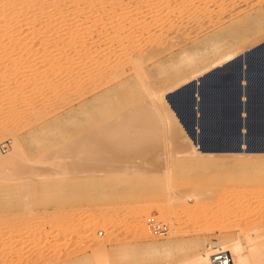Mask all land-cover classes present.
Returning a JSON list of instances; mask_svg holds the SVG:
<instances>
[{
  "label": "rangeland",
  "instance_id": "374dc122",
  "mask_svg": "<svg viewBox=\"0 0 264 264\" xmlns=\"http://www.w3.org/2000/svg\"><path fill=\"white\" fill-rule=\"evenodd\" d=\"M145 4L148 8L161 5L158 0ZM194 4L191 13L193 16L197 12L198 16L200 7ZM151 16H146L147 21ZM209 21L214 22L212 26ZM101 24L83 31L84 35L96 36L100 29L106 43L111 41L110 45H114L107 27L110 23ZM204 24V29L191 28L170 37L171 54H159L158 66L144 70L155 81V96L137 95L133 100L151 103L174 83H181L234 50L259 42L264 38V0H203ZM207 41L219 43L213 46ZM142 47L145 53L151 51L149 44ZM182 51H185L183 60L184 56L190 58L196 53L197 61L192 64L183 61ZM11 52L0 51V264H31L48 259L55 260L54 264H94L93 238L104 245L105 264H124L125 255L132 264H194L198 251L209 250L229 239L238 238L245 246L240 236L245 223L236 216L242 211L249 213L252 220L264 219V181H260L264 173L256 168L261 165L240 158L196 157L200 153L197 148L191 155L184 153L186 141L177 129L179 151L173 146L175 140L162 133L165 138L146 150L153 165L147 164L141 173L75 177V158L70 154L69 144L78 135L91 132L83 111L97 99L77 101V81L72 76L75 74L62 70L55 75L43 73L42 68L37 69L41 62L39 53L33 55L39 60L33 66L36 68L11 69L9 61L16 58V52ZM43 75L48 79L45 77L43 81L40 78ZM130 75L134 80L141 72ZM211 81L214 84L216 79ZM48 82L57 89L50 96ZM6 98L10 99L12 109H8ZM83 120L88 125L82 124ZM17 143L22 156L14 153L6 159L10 152H15ZM108 152L109 148H105L101 156ZM120 192L132 197L114 198ZM133 193L141 195L133 197ZM153 201H157V207L133 219L131 215L139 206ZM149 215L163 221L168 234L161 238L150 235L144 224ZM142 223L148 240L136 232V229L141 232Z\"/></svg>",
  "mask_w": 264,
  "mask_h": 264
},
{
  "label": "bare ground",
  "instance_id": "6f19581e",
  "mask_svg": "<svg viewBox=\"0 0 264 264\" xmlns=\"http://www.w3.org/2000/svg\"><path fill=\"white\" fill-rule=\"evenodd\" d=\"M129 1L128 4H123L122 0H0V51H10V53H12L11 51L16 52V58L13 57V59L11 58L12 56L10 57L11 60L9 62L11 69H15L16 67H25V69L36 68V66H33L39 61L35 60V57L38 56L41 62L40 65H38L39 67L37 66V69L42 68L41 70H43L45 74L49 73L50 75H55L57 73L59 74L61 70L64 73L72 72L71 74H75L72 76L75 77L77 81L75 84L77 87L74 86L79 92L78 98H76L77 101L83 102L88 98L97 99L95 103L88 105L83 111L89 123L86 119L84 120L89 124L86 125H88V128H90L89 131L91 132L89 134L81 133L82 135H78V137L69 144V146H72L70 154L75 158V177H86L89 175L95 177L119 176L121 174L141 173L147 164L153 165L152 160L146 157V154H148L146 150L148 146H154V144L165 138L161 136L162 133L167 134L170 138L175 140L173 141L175 143L173 146L179 151V145L177 144L179 138L177 136V129L182 131V135H184L186 141L187 150L184 153L189 155L193 154L196 148L198 149V146L194 144L191 138L184 132L174 114V110H171L164 96L167 92L176 87L194 78L196 79L200 75L203 76L214 67L226 61L229 62L238 54L243 53L246 48L234 50L227 56L221 57L223 59L212 62L209 66L205 67L203 70L197 71L181 83H176V85L174 83V86L169 88L168 91L166 90L167 92L163 93V95L161 94V97H156L151 100V103L150 101L147 104L140 103L133 100L132 97L137 95H146V97L155 96L153 83L155 81L151 80L145 71L147 68H153V66L158 64L157 62L159 61L157 58H159V54H169L172 51L173 48L168 45L170 37L188 31L191 28L199 30L205 26V24L203 25V0H158L161 5L151 8L144 6L148 0ZM194 3H198V7H200L198 16H196L197 12L194 13L195 16L193 15L195 18L191 13V10H193L195 6L190 8ZM147 15H153L149 21L146 19ZM98 22L100 24L102 23L101 25L103 26L105 25L103 23H110V27L106 26L108 27V31L110 30L113 34L111 35L110 33V36H113L112 41L115 42L114 45H110L111 41L106 43V38H102L100 29H96L100 32L99 34L96 31V36L84 35L83 31L91 29V27L96 26ZM209 22L211 23L212 21ZM250 29L252 30L251 27ZM104 32L105 29L103 33ZM99 35L101 37H99ZM103 35L107 36L108 34ZM101 38L105 39V42H103ZM215 41L207 42L214 46V44L219 43V41ZM221 42L223 41L221 40L220 43ZM145 43L146 45L149 44L151 47V51L148 53L143 52L144 50L142 49ZM103 51L105 52L104 54H102ZM28 52L30 53L28 54ZM184 52L180 53L181 56L185 54ZM38 53L40 55H37ZM27 54L28 56L26 57L25 55ZM34 54L37 56H33ZM195 55L190 58L184 56V60L182 59L183 56L180 57L183 61H191L192 64L197 61L196 58L198 57H195ZM24 56L26 58H24ZM32 56L34 59L31 58ZM252 58H264V45L252 54ZM20 59L25 61L23 62ZM237 70L236 64H233L223 72L216 73L214 76H210L204 80L203 78L201 79L199 88L196 90L199 92L197 110L201 112V120L202 110H208L209 113L211 110H218L220 104L216 94L219 93L220 89L224 88L225 85L231 84V76L234 75ZM133 72H141V75H143L133 80L130 75V73ZM43 76L44 77L40 78L45 81L46 79L44 78L46 76ZM211 78L216 79L214 84L212 81L209 82ZM41 79L39 81H41ZM51 84L53 83H49L48 86L46 85L49 96L50 94H55L57 91L55 86ZM33 90L35 91V89ZM230 94L231 93H228L227 95L230 96ZM217 96H219V94H217ZM5 101L8 109H12L13 107L10 99L6 98ZM170 101L176 111L183 113L188 110L186 107L188 101L184 92L171 96ZM131 111H136V114H131ZM84 123L85 121L82 124ZM85 126L83 129H85ZM168 138L166 140H168ZM105 148H109V152L108 155L102 157L101 155ZM198 151L200 153L197 155L195 154V156L201 158L203 155H210L220 160L240 158L252 161L257 166L258 164L261 165L256 168H259V170L264 173V165H262L264 164V155H247L241 153L229 155L208 154V152H203L199 149ZM14 153L17 154L18 157L23 154L18 143L15 152H10L6 159H10ZM0 160L2 161V159ZM158 169L160 170V168ZM263 175L260 176L264 178ZM257 176L260 178L259 175H256V178H258ZM263 178H261L262 180L260 181H264ZM255 181L251 183H258ZM61 183L63 185L62 181ZM119 195H121V192L115 193L114 198L123 197L127 194L124 193V195ZM129 195L132 197V194ZM139 195L141 194L135 193L134 195L133 193V197ZM167 201L170 202L171 200L168 198ZM226 203H228V201ZM156 205L157 201H153L148 205H141L131 216H133L134 220H137L144 214L149 213L154 207H157ZM226 206L225 209H227ZM236 218L242 224L245 223L241 227L242 230H240L241 239H244L243 241L246 242V244L244 242L245 246L240 243V239L238 238L236 240L229 239V241L222 242L220 245L215 243L217 245L210 247L209 250L204 249L198 251L193 261L194 264H211L210 255L215 249L228 251L230 264H264V219L259 221L254 218V220H252L249 213L247 214L242 211L239 212V216L237 215ZM57 219L58 217L56 218V222L58 221ZM139 229L141 232L136 229L137 234L144 237L145 240H148L149 238L143 223L139 226ZM240 236L238 237L240 238ZM92 240L94 246L92 252L95 258L94 264H105L103 261L104 257H106L104 255V252H106L104 251V245L94 238ZM214 242L217 241L214 240ZM125 256L123 263L132 264V262L129 261L130 257L127 255ZM1 258L3 257L1 256ZM54 261L55 260L49 259L40 260L38 263L34 262L31 264H54Z\"/></svg>",
  "mask_w": 264,
  "mask_h": 264
},
{
  "label": "crops",
  "instance_id": "0c3cea01",
  "mask_svg": "<svg viewBox=\"0 0 264 264\" xmlns=\"http://www.w3.org/2000/svg\"><path fill=\"white\" fill-rule=\"evenodd\" d=\"M263 45L262 38L259 43L246 46L248 48L243 53L229 62L203 75L204 80L233 64L238 69L231 76V84L218 91L220 97L216 94L220 104L218 110H211L210 113L202 110L203 152L264 155V58H252V54ZM226 93L231 94L228 96Z\"/></svg>",
  "mask_w": 264,
  "mask_h": 264
},
{
  "label": "water",
  "instance_id": "95a60500",
  "mask_svg": "<svg viewBox=\"0 0 264 264\" xmlns=\"http://www.w3.org/2000/svg\"><path fill=\"white\" fill-rule=\"evenodd\" d=\"M217 67H220L218 65ZM202 75L198 76L196 79H192L175 89L167 92L164 96L165 100L169 104L171 110H174V114L178 119L181 127L187 134L189 138H191L192 142L198 146V149L202 151V125H201V112L197 110V104L199 103V92L196 91L199 88ZM180 92H184L188 105L186 106L188 110L185 112H178L173 107L170 99L171 96L175 94H179ZM198 96V97H197ZM239 150V149H238Z\"/></svg>",
  "mask_w": 264,
  "mask_h": 264
},
{
  "label": "built area",
  "instance_id": "2783aa9c",
  "mask_svg": "<svg viewBox=\"0 0 264 264\" xmlns=\"http://www.w3.org/2000/svg\"><path fill=\"white\" fill-rule=\"evenodd\" d=\"M144 224L148 233L152 236L163 237L167 234V225L152 215L145 217ZM210 256L211 264H230V256L228 251L215 249Z\"/></svg>",
  "mask_w": 264,
  "mask_h": 264
}]
</instances>
